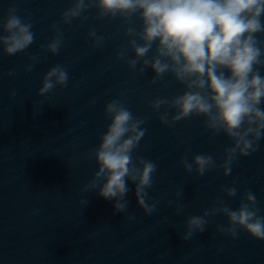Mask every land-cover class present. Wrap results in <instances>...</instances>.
I'll use <instances>...</instances> for the list:
<instances>
[{
	"label": "water",
	"instance_id": "water-1",
	"mask_svg": "<svg viewBox=\"0 0 264 264\" xmlns=\"http://www.w3.org/2000/svg\"><path fill=\"white\" fill-rule=\"evenodd\" d=\"M72 2L0 0V17L16 6L18 15L30 14L35 35L24 52L8 56L0 51V264H264V240L242 230L235 239L216 232V225L227 224L222 214L207 217L205 232L181 239L188 216L202 215L217 198L236 209L245 188L255 193L264 215V138L256 152L237 158L228 176L219 167L203 176L186 172L181 156L191 162L195 154H208L220 164L224 149L232 146L230 138L207 130L203 116L162 124L159 115L166 106L156 112L150 102L180 95L185 86L170 73L150 83L152 69L140 75L116 58L122 43L127 57L134 58L126 44L130 37L123 33L129 26L139 31L141 21L136 16L129 21L95 19L93 8L83 13V23L79 18L70 25L59 23ZM53 22L63 32L55 55L40 47L54 35L49 28ZM89 27L105 37L101 47L87 37ZM28 55L38 61L25 72ZM56 64L66 69L68 86L38 96L44 74ZM10 69L17 74L8 75ZM125 90L126 107L135 116L148 117L133 155L157 165L147 191L159 203L150 216L139 208L130 180L125 213L114 215V201L84 190L97 170L89 153L110 123L104 106ZM234 180L237 195L228 197L221 186H233ZM177 204L184 206L179 214ZM129 213L134 220L126 219Z\"/></svg>",
	"mask_w": 264,
	"mask_h": 264
},
{
	"label": "clouds",
	"instance_id": "clouds-1",
	"mask_svg": "<svg viewBox=\"0 0 264 264\" xmlns=\"http://www.w3.org/2000/svg\"><path fill=\"white\" fill-rule=\"evenodd\" d=\"M96 9L95 19H116L129 21L136 16L141 28L125 27L127 47L134 53L128 58L127 49L121 44L116 53L134 73L144 75L152 69L154 75L150 83H156L166 73L185 86V91L172 98L158 97L150 102V107L159 112L162 124L172 126L181 119L203 116L204 126L213 134L223 132L232 141L231 147L224 149L221 163L208 154H195L191 162L181 156L180 163L186 172L203 176L217 167L228 176L232 165L239 156L256 152L264 138V0H73L60 13V22L70 25L79 18L83 23L87 16L83 13ZM16 6H9L6 15L0 17V51L13 56L24 52L35 40L33 23L29 15L22 16ZM54 33L41 49L53 55L58 54L63 43V32L57 22L49 25ZM87 37L94 47H101L105 37L97 35L95 27H89ZM139 41V43H138ZM31 63L24 66L30 72L38 61L35 55H28ZM140 65L137 67V65ZM227 73V74H226ZM10 69L8 75H16ZM69 76L61 64L48 69L42 78V86L37 95L51 93L59 85L68 86ZM15 96V92L10 93ZM126 90L118 93V98L104 106V114L110 120L106 130L100 135L98 145L90 151L97 170L84 186L85 191H96L105 200L114 201L113 214L125 213L129 201L125 198L131 190L127 181L135 185V197L145 215H152L159 203L147 189L153 185L157 169L155 162L142 156H134V150L147 129L142 127L148 117L135 116L125 104ZM169 110L173 114L169 115ZM236 181L233 186L222 187L228 197L237 195ZM183 189L176 196L182 195ZM87 203V201H86ZM169 204L174 203L169 201ZM257 197L250 188H245L236 209L229 208L217 198L213 205L203 210L202 215L186 218L185 231L181 239L189 241L194 235L206 231L207 217L222 214L227 224L216 225V232L237 238L242 230L258 240H264V215H260ZM176 205V213L183 210ZM135 219L134 213L126 217ZM167 222V217L162 218ZM107 223V222H105ZM175 227V225H173ZM222 251V249H218Z\"/></svg>",
	"mask_w": 264,
	"mask_h": 264
}]
</instances>
